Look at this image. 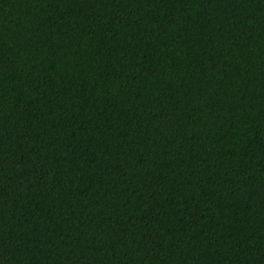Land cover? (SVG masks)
Returning a JSON list of instances; mask_svg holds the SVG:
<instances>
[{"label": "trees", "instance_id": "obj_1", "mask_svg": "<svg viewBox=\"0 0 264 264\" xmlns=\"http://www.w3.org/2000/svg\"><path fill=\"white\" fill-rule=\"evenodd\" d=\"M0 264H264V0H0Z\"/></svg>", "mask_w": 264, "mask_h": 264}]
</instances>
